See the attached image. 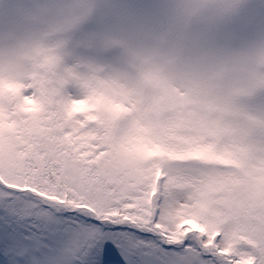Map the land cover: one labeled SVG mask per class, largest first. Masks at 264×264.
<instances>
[{
    "label": "snow or ice",
    "instance_id": "1",
    "mask_svg": "<svg viewBox=\"0 0 264 264\" xmlns=\"http://www.w3.org/2000/svg\"><path fill=\"white\" fill-rule=\"evenodd\" d=\"M0 264H264V151L0 100Z\"/></svg>",
    "mask_w": 264,
    "mask_h": 264
},
{
    "label": "clouds",
    "instance_id": "2",
    "mask_svg": "<svg viewBox=\"0 0 264 264\" xmlns=\"http://www.w3.org/2000/svg\"><path fill=\"white\" fill-rule=\"evenodd\" d=\"M17 97L264 151V0H0V100Z\"/></svg>",
    "mask_w": 264,
    "mask_h": 264
}]
</instances>
